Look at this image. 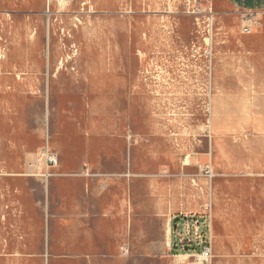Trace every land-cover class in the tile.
Listing matches in <instances>:
<instances>
[{
  "label": "rangeland",
  "instance_id": "374dc122",
  "mask_svg": "<svg viewBox=\"0 0 264 264\" xmlns=\"http://www.w3.org/2000/svg\"><path fill=\"white\" fill-rule=\"evenodd\" d=\"M240 18L0 0V264H264V11Z\"/></svg>",
  "mask_w": 264,
  "mask_h": 264
},
{
  "label": "crops",
  "instance_id": "0c3cea01",
  "mask_svg": "<svg viewBox=\"0 0 264 264\" xmlns=\"http://www.w3.org/2000/svg\"><path fill=\"white\" fill-rule=\"evenodd\" d=\"M223 5L230 7L235 12L239 13H250L258 14L261 11H264V0H220ZM256 101L259 103H264V98H256ZM263 120L261 125H264V118L258 117ZM264 170V168H263Z\"/></svg>",
  "mask_w": 264,
  "mask_h": 264
},
{
  "label": "built area",
  "instance_id": "2783aa9c",
  "mask_svg": "<svg viewBox=\"0 0 264 264\" xmlns=\"http://www.w3.org/2000/svg\"><path fill=\"white\" fill-rule=\"evenodd\" d=\"M240 28L242 34L249 33L252 24H254L253 21V15L250 13H242L240 18ZM41 156L45 157V163L50 166H55L57 163V160L53 156H49L47 152L41 153ZM262 176L264 177V170ZM210 257L209 248H203V251L201 252V261L207 262L208 258Z\"/></svg>",
  "mask_w": 264,
  "mask_h": 264
},
{
  "label": "trees",
  "instance_id": "16d2710c",
  "mask_svg": "<svg viewBox=\"0 0 264 264\" xmlns=\"http://www.w3.org/2000/svg\"><path fill=\"white\" fill-rule=\"evenodd\" d=\"M180 220H183V218H177L176 222L178 223V222H180ZM202 243H203L202 247L207 246V242H206V239L204 237H202Z\"/></svg>",
  "mask_w": 264,
  "mask_h": 264
},
{
  "label": "bare ground",
  "instance_id": "6f19581e",
  "mask_svg": "<svg viewBox=\"0 0 264 264\" xmlns=\"http://www.w3.org/2000/svg\"><path fill=\"white\" fill-rule=\"evenodd\" d=\"M181 256L184 257V258L186 257L185 255H181ZM197 258H198V260H201L200 256H198Z\"/></svg>",
  "mask_w": 264,
  "mask_h": 264
}]
</instances>
